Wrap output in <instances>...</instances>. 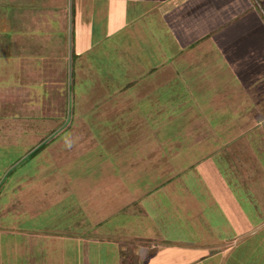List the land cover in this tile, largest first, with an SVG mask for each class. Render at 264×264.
<instances>
[{"label": "crops", "instance_id": "1", "mask_svg": "<svg viewBox=\"0 0 264 264\" xmlns=\"http://www.w3.org/2000/svg\"><path fill=\"white\" fill-rule=\"evenodd\" d=\"M263 12L264 0H0V53L17 58L20 81L0 84V105L20 95L25 81L35 87L32 79L43 62L59 67L64 57L56 48H67L68 57L70 25L79 32L80 48L88 29L108 30L107 37L141 21L162 32L159 63L176 81L174 108L192 112L197 132L189 162L172 182L166 170H155L154 185L117 188L130 207L116 223L125 240L115 239V257L101 264H135L133 256L137 264H264V151L253 143L254 130L264 129ZM166 36L176 46L173 53ZM58 73L52 77L61 78ZM245 141L256 154H234ZM36 222L32 228H0V243L16 239L0 247V264H77L73 256L79 254L96 264L100 258H87L103 239L99 226L69 247L75 250L70 262L62 250L70 242L60 240L73 236L46 227L49 219ZM130 240L139 244L131 249Z\"/></svg>", "mask_w": 264, "mask_h": 264}, {"label": "rangeland", "instance_id": "2", "mask_svg": "<svg viewBox=\"0 0 264 264\" xmlns=\"http://www.w3.org/2000/svg\"><path fill=\"white\" fill-rule=\"evenodd\" d=\"M69 27L68 57L67 48H56L55 53L64 57L59 67L43 62L30 82L36 86L30 88L25 81L20 95L0 105V228L12 230L18 218L22 228L49 219L46 227L73 236L60 240L70 242L62 248L70 261L75 250L69 247L99 226L97 235L103 239L94 249L89 247L87 258L90 261L93 253L100 256L96 264H101L115 257V239L125 240L116 223L125 217L123 209L130 207L117 188L132 191L134 184L141 190L154 185L155 170H166L172 182L175 171L184 170L189 162L187 152L197 131L192 112L174 108L176 81L170 72L163 73L166 69L159 63L163 51L158 39L163 35L157 26L139 21L107 37L108 30L94 34L88 29L81 48L78 30ZM166 38L173 53L176 46ZM0 59V84L20 82L14 73L17 58L5 52ZM57 72L62 77L55 79ZM263 131L257 128L253 134V143L262 151ZM251 153L256 151L246 141L234 151L241 157ZM20 224H15L17 229ZM11 240L4 239L0 247L13 246L16 239ZM137 244L139 240H130L128 247ZM132 258L137 264V256ZM73 260L88 264L83 254Z\"/></svg>", "mask_w": 264, "mask_h": 264}, {"label": "trees", "instance_id": "3", "mask_svg": "<svg viewBox=\"0 0 264 264\" xmlns=\"http://www.w3.org/2000/svg\"><path fill=\"white\" fill-rule=\"evenodd\" d=\"M44 146H45V144L41 145V147H44ZM41 147H39V148H41ZM37 152H38V148L33 150L32 153L30 154V156H34Z\"/></svg>", "mask_w": 264, "mask_h": 264}]
</instances>
